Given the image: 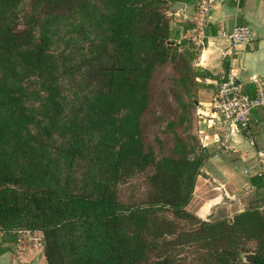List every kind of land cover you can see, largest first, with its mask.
<instances>
[{"label": "trees", "instance_id": "trees-1", "mask_svg": "<svg viewBox=\"0 0 264 264\" xmlns=\"http://www.w3.org/2000/svg\"><path fill=\"white\" fill-rule=\"evenodd\" d=\"M174 1L0 0V231L41 229L47 264H264V209L201 220L186 206L206 157L144 147ZM83 18L90 27L64 25ZM178 67L197 87L212 76ZM138 172L142 195L121 200L117 185ZM249 181L264 200L263 174ZM248 242L254 263L240 259Z\"/></svg>", "mask_w": 264, "mask_h": 264}, {"label": "crops", "instance_id": "crops-1", "mask_svg": "<svg viewBox=\"0 0 264 264\" xmlns=\"http://www.w3.org/2000/svg\"><path fill=\"white\" fill-rule=\"evenodd\" d=\"M175 2L183 3L174 13L177 21L182 22V30L174 29L173 33L185 36L191 27L195 0ZM234 24H245L251 28L250 44H233L230 41L226 33ZM197 36L198 50L191 64L201 73L212 75L196 77L200 84L196 95L201 112L210 114L217 85L225 75L224 63L227 75L238 87L253 94L255 80L264 78V0H215L203 33L198 32ZM224 135L220 141L221 150L203 161L187 204L189 208L194 201V210H191L199 217H204L208 207L219 203L241 208L245 199H249L248 195L257 194L249 178L256 174L264 177L263 115L254 113L249 134ZM203 187L209 196L206 200L195 201L197 189ZM0 249V264H47L43 248L22 247L14 236H2L0 233Z\"/></svg>", "mask_w": 264, "mask_h": 264}, {"label": "rangeland", "instance_id": "rangeland-1", "mask_svg": "<svg viewBox=\"0 0 264 264\" xmlns=\"http://www.w3.org/2000/svg\"><path fill=\"white\" fill-rule=\"evenodd\" d=\"M29 3L30 0H25L23 7L27 8ZM166 8L165 15L168 19L169 41H171L169 45L172 46L170 51L171 58L165 64L158 65L152 74L149 83L150 100L142 116V141L145 149L147 151L152 150L157 157L161 155L175 156L173 153L181 151L186 153L189 149H192L193 152H189V156H204L207 159L221 150L220 141L225 137L224 131L217 122L210 121L209 118L211 116L209 113L203 114L199 109L196 95L198 87L193 80V71L183 69L182 72L178 67L183 64L184 60L191 68L192 60L198 50V32L193 30L194 15L191 18V27L185 36H176L173 33L174 29L182 30L180 28L182 22H178L174 14L179 8L173 10L171 9V4H166ZM81 23L87 27L90 25V21L87 18H83L81 22L70 20L64 25L69 29ZM67 29L62 30L61 34H64ZM58 47L61 46L59 45ZM172 55H175V57ZM125 112V108H120V112L117 115L125 114ZM143 181V173L138 172L132 178L118 184L117 192L119 198L123 201H130L140 197L144 189ZM250 195H248L249 199H245L241 208L236 207L234 204L227 207L224 203H219L216 206L211 205L208 207L205 210L206 214L204 217H198L201 220L221 218L232 220V217L240 209L253 207L263 210L264 200L258 198L257 194L256 196ZM208 196L209 193L208 191L206 192L204 187L199 188V190L197 189L195 201L206 200ZM193 202L189 204V208L186 206L191 212H193L191 209L194 210L193 205L195 203L193 204ZM162 214L167 218H173L169 210L163 211ZM181 225L184 229H190L195 226L184 221H181ZM40 232H42L41 229L36 227L12 223L7 225L6 230L0 231L2 236H14L20 244H28V237ZM245 252L256 255L255 243L248 242ZM245 252H240V259L246 263L243 258V253Z\"/></svg>", "mask_w": 264, "mask_h": 264}, {"label": "built area", "instance_id": "built-area-1", "mask_svg": "<svg viewBox=\"0 0 264 264\" xmlns=\"http://www.w3.org/2000/svg\"><path fill=\"white\" fill-rule=\"evenodd\" d=\"M214 2L215 0H195L193 30L203 33ZM226 35L233 44H250L252 41L251 28L245 24H234ZM209 112L210 121L217 122L224 134H249L254 113L260 112L264 117V78L256 79L254 93L248 94L238 87L233 78L223 76L217 85ZM27 243L19 244L22 247L43 248V233L30 235Z\"/></svg>", "mask_w": 264, "mask_h": 264}, {"label": "water", "instance_id": "water-1", "mask_svg": "<svg viewBox=\"0 0 264 264\" xmlns=\"http://www.w3.org/2000/svg\"><path fill=\"white\" fill-rule=\"evenodd\" d=\"M180 5H183L181 2H175L171 5V9L177 10ZM256 255L254 253L245 252L243 253V258L248 263H254Z\"/></svg>", "mask_w": 264, "mask_h": 264}]
</instances>
